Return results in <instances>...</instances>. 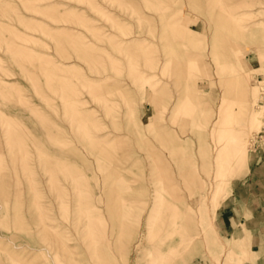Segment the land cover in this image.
Wrapping results in <instances>:
<instances>
[{"label": "rangeland", "instance_id": "rangeland-1", "mask_svg": "<svg viewBox=\"0 0 264 264\" xmlns=\"http://www.w3.org/2000/svg\"><path fill=\"white\" fill-rule=\"evenodd\" d=\"M213 119L242 130L221 159ZM244 147L264 0H0V264H264L215 227Z\"/></svg>", "mask_w": 264, "mask_h": 264}, {"label": "crops", "instance_id": "crops-1", "mask_svg": "<svg viewBox=\"0 0 264 264\" xmlns=\"http://www.w3.org/2000/svg\"><path fill=\"white\" fill-rule=\"evenodd\" d=\"M225 209L215 219L220 236L247 239L252 247L264 244V150L251 151L248 172L235 179Z\"/></svg>", "mask_w": 264, "mask_h": 264}, {"label": "bare ground", "instance_id": "bare-ground-1", "mask_svg": "<svg viewBox=\"0 0 264 264\" xmlns=\"http://www.w3.org/2000/svg\"><path fill=\"white\" fill-rule=\"evenodd\" d=\"M172 16V15H171ZM173 17V16H172ZM131 40V39H130ZM135 40V39H134ZM125 41V40H124ZM134 42V41H133ZM127 44V43H126ZM126 44L124 45V42H123V44L122 45H124L125 47H126ZM122 47V49L123 50H125L124 48H123V46H121ZM131 47H132V45H131ZM128 48H130V45L128 46ZM126 51H127V49H126ZM131 51V50H130ZM130 51H129V53H130ZM128 52V51H127ZM237 57V56H236ZM241 61V60H240ZM70 63V62H69ZM61 65H69L68 64V62H61ZM151 67V66H150ZM240 81H241V79L239 80V79H236V83L237 84H239L240 83ZM234 82V81H233ZM242 82V81H241ZM242 85V84H241ZM235 86V85H234ZM237 86V85H236ZM239 86H240V84H239ZM235 89H238L237 87L235 88ZM243 93H245V92H243ZM241 91L240 92H238L237 91V94L239 95V98H238V101L236 102V107H239V108H246V106H247V102H246V100H245V94H243ZM79 94V93H78ZM77 95V94H76ZM80 95V94H79ZM83 100V99H82ZM82 100L81 101H79V103L81 102L82 103ZM76 103V102H75ZM179 105V104H178ZM72 106V105H71ZM177 107V106H176ZM175 108V107H174ZM238 108V109H239ZM173 111V110H172ZM176 112V111H175ZM244 112L242 111V112H240L239 114H243ZM246 113V112H245ZM244 113V117L245 116H247V114H245ZM232 115H235L236 113H231ZM260 115H259V113H255L254 112V114L252 113V118H251V125H250V128H251V130H252V128L255 126V125H257V124H259L260 123ZM172 118V117H171ZM250 128H249V130H250ZM203 132H206V134L208 133L209 135H211L214 139H218V141L219 142H222V143H220V145L221 146H219V148L215 151V156H216V159H218V158H222V156L224 157L225 156V152L227 151V143H225V144H223L225 141H227V140H230V142H232L234 145H233V149L234 150H236V149H238L239 147H240V143H241V140H240V136H241V134H242V130H238V129H231V128H227V127H225L222 123H220L219 121H217V120H215V119H213L212 121H208V122H206V127L204 128V129H202V132L200 133V135H204L203 134ZM216 135H217V137H216ZM247 142V141H246ZM247 144V143H246ZM245 144V145H246ZM217 145V144H216ZM219 145V144H218ZM218 145H217V147H218ZM216 147V146H215ZM242 147H243V145H242ZM241 149V148H240ZM244 149V150H243ZM242 149V151L240 150V153H239V156L240 157H244V158H247L248 156H249V153L245 150V147ZM239 150V149H238ZM209 151H210V148H208L207 146H204L203 144H200V152L203 154V156L204 155H206L207 153H209ZM213 152V151H212ZM179 153H180V155H181V150L179 151ZM201 154V155H202ZM213 154V155H214ZM175 155H177L176 153H175ZM157 156H159L158 154H157ZM171 157V156H170ZM216 162V161H215ZM219 162V161H218ZM155 163L156 164H161L162 165V169H161V171H162V173L163 172H165V174H167L168 173V171H170L168 168H167V166L166 165H164L163 164V160H162V158H160V157H158L157 159H155ZM165 163V162H164ZM160 165V166H161ZM199 165V164H198ZM216 166V165H215ZM218 166L220 167V165L218 164ZM217 166V167H218ZM218 167V168H219ZM202 168V167H201ZM166 169V170H165ZM203 169H205V168H203ZM220 169V168H219ZM211 170V169H210ZM212 170H214V169H212ZM216 170V169H215ZM216 172V171H215ZM218 172V174H220V171H217ZM213 174V173H212ZM211 174V175H212ZM216 175H217V173H216ZM161 180V179H160ZM172 179L170 178V177H168L167 178V182H170ZM112 183V182H111ZM160 183V182H159ZM164 183V182H163ZM161 185H162V183H161ZM164 186L166 185L165 183L163 184ZM171 187L172 188H177V186L175 185V183H172L171 184ZM209 194V193H208ZM206 196V195H205ZM207 200H209V198L207 197ZM204 202H206L205 200H204ZM208 203V202H207ZM170 204V203H169ZM209 204V203H208ZM201 206H203V205H201ZM172 208H175V205H172ZM203 208V207H202ZM205 209L203 208V211H204ZM204 213H205V211H204ZM40 218V217H39ZM44 218V217H43ZM40 219H42V217L40 218ZM44 220V219H43ZM40 221V220H39ZM191 225V224H190ZM186 227V226H185ZM195 226L194 225H192L190 228H192V233H191V236H190V241H189V243H188V245H190V244H194L196 241H198V233L197 232H195L194 231V228ZM180 228V227H179ZM179 228H178V230H179ZM182 229H184V228H182ZM181 230V229H180ZM184 231H186V230H184ZM177 233H179V234H182V233H184L183 232V230H181V231H178ZM49 235V234H48ZM56 236V235H55ZM57 237V236H56ZM58 238V237H57ZM143 238V237H142ZM59 240V239H58ZM63 245V244H62ZM59 246H60V244H59ZM180 247V246H179ZM178 247V248H179ZM176 249L177 247H172L171 249ZM60 250H61V248H60ZM170 249H168V252H170L169 251ZM182 250V249H181ZM171 251H173V250H171ZM180 253V252H179ZM50 254V253H49ZM55 254V253H54ZM57 254H58V252H57ZM163 254V253H162ZM179 255V254H178ZM50 256V255H49ZM54 258L56 257V256H53ZM62 258V257H61Z\"/></svg>", "mask_w": 264, "mask_h": 264}]
</instances>
